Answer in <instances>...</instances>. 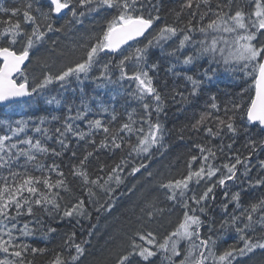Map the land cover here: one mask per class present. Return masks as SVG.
Here are the masks:
<instances>
[{
	"label": "snow or ice",
	"instance_id": "snow-or-ice-1",
	"mask_svg": "<svg viewBox=\"0 0 264 264\" xmlns=\"http://www.w3.org/2000/svg\"><path fill=\"white\" fill-rule=\"evenodd\" d=\"M162 65L171 87L160 80ZM222 75L243 85L223 99L211 91ZM86 82L95 86L91 93ZM202 94L198 117L180 130L179 139L187 132L201 141L186 171L154 179L163 206L158 196L133 205L129 231L108 249L114 264L264 256V0L0 6V105L42 101L53 109L0 119V264H82L95 225L79 241L76 226L93 211L111 212L128 176L144 170L153 178L150 162L168 150L161 115L170 103L180 111ZM176 210L179 220L166 234L148 227ZM65 225L72 230L50 248ZM232 234L236 242L220 251Z\"/></svg>",
	"mask_w": 264,
	"mask_h": 264
},
{
	"label": "trees",
	"instance_id": "trees-1",
	"mask_svg": "<svg viewBox=\"0 0 264 264\" xmlns=\"http://www.w3.org/2000/svg\"><path fill=\"white\" fill-rule=\"evenodd\" d=\"M0 6L10 7L13 6V0H0ZM171 19V17H169ZM159 56L157 51L154 55ZM55 70V69H54ZM31 71H38L34 66ZM196 69H192L190 74H195ZM161 82L167 80L169 87L173 83V78L170 75H166L165 66L162 65L159 72ZM75 84V82H73ZM243 85L236 81L233 82L230 77L222 75L220 77L218 85H213L211 91L218 92L223 99L225 92L235 93L239 91L240 87ZM94 84L91 82L85 83L86 90L91 93ZM183 90V88H181ZM77 89V93H78ZM67 97L71 99L73 93L71 91L66 93ZM207 99L206 94H202L199 98L194 99L193 103L183 107V110L178 111L181 108L177 104H169L166 108L165 114L161 115V120L167 130L165 142L168 145V150L163 154L157 156L150 162L148 171L153 172V178H149L144 170L142 173H137L135 177L128 176L125 184L121 186L118 190L117 195L119 196L116 201L115 206L112 208L111 212L101 211L97 213L92 212V219L90 221H83V227L79 225L76 226L77 239L78 241L87 237V232L89 229L95 225L93 235L91 237V243L86 246L87 251L82 259V264H98L99 260H105L106 264H114V257H108V249L114 247L117 242L124 238V233L129 231L128 217L130 216L131 208L133 205L142 203V197L151 198L153 196H158L159 200L163 204L167 202L164 201L163 194L155 186L154 179L159 178L161 174L165 178H179L181 174L186 171V163L191 154L195 152L192 147L195 142H201L198 137L194 134L192 138L189 139V133L185 132V138L183 140L179 139L180 130L185 127V125H190L196 117L199 115V111L203 107L204 101ZM123 101L117 103V110L123 112L124 108L121 107ZM53 109L44 105L41 101L40 103L32 102L30 107L24 106L16 108L15 110L8 107H0V119H20V118H37L40 116L47 115ZM62 111V110H57ZM4 129H0V134H2ZM103 159V157H102ZM116 160L119 157H115ZM110 162V161H109ZM140 161L137 160L136 163ZM67 171V169H65ZM71 180V177H69ZM135 185V189L132 193H128V189ZM119 191H123L124 195H119ZM251 194H246L244 199L248 200ZM180 216L179 210L173 211L171 213L165 211L162 215L158 216L151 224L148 225L153 231L159 235H164L170 231L178 222ZM71 226H62L61 233L57 234L56 239L49 245V247H54L61 243V237L64 231H71ZM114 238V239H110ZM236 242L235 234H232L227 238L226 241H221L218 245V249L222 251L224 247L228 244H233ZM43 264V261H41ZM235 264H264V256L259 253L252 256L250 259L247 257L238 258Z\"/></svg>",
	"mask_w": 264,
	"mask_h": 264
},
{
	"label": "water",
	"instance_id": "water-1",
	"mask_svg": "<svg viewBox=\"0 0 264 264\" xmlns=\"http://www.w3.org/2000/svg\"><path fill=\"white\" fill-rule=\"evenodd\" d=\"M0 106H4V105H0Z\"/></svg>",
	"mask_w": 264,
	"mask_h": 264
}]
</instances>
